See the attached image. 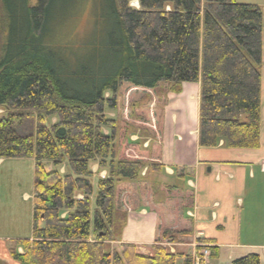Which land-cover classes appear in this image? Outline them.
<instances>
[{"label": "trees", "instance_id": "16d2710c", "mask_svg": "<svg viewBox=\"0 0 264 264\" xmlns=\"http://www.w3.org/2000/svg\"><path fill=\"white\" fill-rule=\"evenodd\" d=\"M33 1L0 0V159L35 163L32 240L12 257L176 264L184 256L164 245L193 234V191L142 173L162 169L165 108L184 85L200 84L201 148L223 141L260 149L262 8L236 0ZM86 7L100 19L80 41L88 48L66 51L62 35ZM136 128L152 140L148 147L131 140ZM94 165L105 178L94 180ZM174 174L185 181L195 169L177 166ZM142 210L157 217L152 255L129 244L110 249L128 213ZM209 250L216 259L217 248Z\"/></svg>", "mask_w": 264, "mask_h": 264}, {"label": "crops", "instance_id": "0c3cea01", "mask_svg": "<svg viewBox=\"0 0 264 264\" xmlns=\"http://www.w3.org/2000/svg\"><path fill=\"white\" fill-rule=\"evenodd\" d=\"M238 3V2H237ZM241 4H247L242 3ZM250 5H255L248 2ZM261 147L258 150L228 149L221 141L216 148H201L198 144L200 84L183 86L180 94H170L165 110L162 142V169L149 172L146 179L159 185H179L193 191L194 205L187 212L193 220V234L181 237L178 243L165 246L172 254L192 257L198 246L217 248L218 256L208 264H232L233 261L256 254L264 264V10ZM139 139L131 135V140ZM152 140L147 139V144ZM22 160L0 159V264H19L12 251L24 254L21 241L32 240L33 224V160H25L29 174L19 169ZM15 162V163H14ZM177 166L193 167V178H175ZM93 170L97 166H92ZM29 193H22L23 188ZM20 193H22L20 195ZM18 195H20L18 197ZM157 217L146 210L130 212L122 229L121 244L134 245L138 253L151 256ZM206 243H199V241ZM184 257L176 264H185Z\"/></svg>", "mask_w": 264, "mask_h": 264}, {"label": "rangeland", "instance_id": "374dc122", "mask_svg": "<svg viewBox=\"0 0 264 264\" xmlns=\"http://www.w3.org/2000/svg\"><path fill=\"white\" fill-rule=\"evenodd\" d=\"M36 2H37V0H34L32 3L36 4ZM236 2H238V3L242 2V3H247V4H248V2H252L264 10V0H236ZM131 6L138 7L135 2H132ZM88 8L89 7H86L81 11V13L79 14L76 21H74L73 24L70 26V29H69V27H67L65 34L62 35L61 46L64 47L66 51L72 52L71 50H73V52H74V51L83 50L84 48H88V45H85L84 43H81L80 41L85 39L86 35H87L86 39H88L89 33L92 32L91 31V29H92L91 24L94 25V23L97 22V20H100L98 18L97 14L94 13L93 9L92 8L88 9ZM71 38H73V39H71ZM74 41H77V42H74ZM2 114H3V110L0 109V116ZM132 130L134 131L133 134L138 135L140 137V140L144 142L143 137H145L144 135H146V134L144 132H142L141 130H138L137 128L132 129ZM22 161L23 162H21V161L16 162L17 165L20 166L19 169L25 163V160H22ZM28 169H29L28 166L23 165V169H22L23 171L19 170V173L27 175V174H29ZM24 192L29 193V191L26 190V187H24L22 190V193H24ZM22 193H20V195ZM20 195H18V197ZM157 199L163 200V195L158 194ZM114 248L117 249V247H115L114 244H111L110 249H114Z\"/></svg>", "mask_w": 264, "mask_h": 264}, {"label": "built area", "instance_id": "2783aa9c", "mask_svg": "<svg viewBox=\"0 0 264 264\" xmlns=\"http://www.w3.org/2000/svg\"><path fill=\"white\" fill-rule=\"evenodd\" d=\"M263 170H264V164H263ZM202 255H203L202 257L204 258V256L207 255V252L202 253ZM201 259H202V258H199V257H198V258L195 260V264H200V263H201Z\"/></svg>", "mask_w": 264, "mask_h": 264}, {"label": "bare ground", "instance_id": "6f19581e", "mask_svg": "<svg viewBox=\"0 0 264 264\" xmlns=\"http://www.w3.org/2000/svg\"><path fill=\"white\" fill-rule=\"evenodd\" d=\"M136 3V2H135Z\"/></svg>", "mask_w": 264, "mask_h": 264}]
</instances>
